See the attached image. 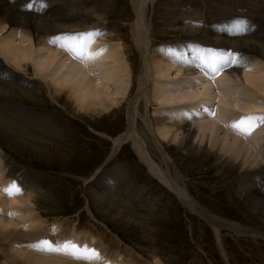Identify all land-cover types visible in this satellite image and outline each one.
Here are the masks:
<instances>
[{
    "label": "rangeland",
    "instance_id": "obj_1",
    "mask_svg": "<svg viewBox=\"0 0 264 264\" xmlns=\"http://www.w3.org/2000/svg\"><path fill=\"white\" fill-rule=\"evenodd\" d=\"M11 2L15 8L25 14L32 15L31 17L42 21L44 24L60 22L63 25H98L97 27L105 26L112 32L116 30L113 37H111L112 42L117 41L115 39L116 33L120 30V36L123 34V40H118V42L125 43V47L127 46L126 55L130 56L131 62H129L133 63V70H137L138 51L131 37V25L135 19L131 0H11ZM28 5H31V7ZM154 9V15L151 17L150 22L153 23V28L160 31L159 37L155 38L157 40L152 42L155 47H180L185 46L187 43H200L206 49L216 47L219 50L221 47L210 46L207 42L211 39L223 40L226 38L232 41L236 38L252 39V42L264 44V0H157L154 3ZM56 12L61 14V19H58L59 22L53 18ZM178 18H182V25L188 22L192 24L193 28L200 29V35H189L175 30L173 26L176 24L172 22H175ZM113 24H115L114 28ZM238 25L242 26V30L237 27ZM233 29L241 30L235 32L238 36L235 37ZM82 31L80 30V32ZM218 32L219 34H217ZM9 34L10 30L0 32V59L12 70L20 71L30 79H40L38 81L43 82V91L39 93L40 95L32 92V94H28V97H24L25 99H20V97L15 99L22 106L25 105L38 113H44L47 117L50 116L49 118L57 130L55 131L56 135L55 133H48L49 135L41 133L37 128L29 131L31 137L36 136L41 140H37L38 144L36 145L38 146H35L33 144L34 140L28 139L29 141H26L23 138H18L0 126V182H2L0 189L8 187L13 183L12 181H15L17 184L19 182L18 186L23 192L22 195H17L21 202L13 207L9 205L7 207L3 204L8 196L0 191V208L7 214L13 211L15 213L16 209H21L20 216L28 218H26V222L23 219L20 220V226L9 227L6 231L0 227V264H29L25 256L26 249H22L23 251L19 249L18 251L14 248L13 242L3 236V233H19L28 227L24 226L27 222H30L29 231L37 226L43 229L47 228L44 240L52 243L54 237L77 232L80 234L79 238L86 233L95 234L94 236L97 235V238L99 236L104 237L106 241L98 249H105L107 245L112 252H120L123 257L138 254L135 257L136 264H152L156 262V258L162 264H260L259 257L256 254H258L257 250L259 251V248L264 251V238L256 239L251 235L240 234L228 228H224L218 233L214 226L200 217L197 212L189 209L179 197L175 196L173 192L148 173L147 167L139 159L131 142L126 143L127 145L124 144L117 155L109 159L113 147L112 139L121 135L128 125L127 106L121 108H116L118 107L116 106L113 112L106 111L102 114L90 115L80 110L74 99L68 95L70 86L67 85L63 87L65 94L61 93L60 102L52 100L49 95L50 91H54L53 88L56 89L60 85L56 80L60 77L59 82H64V79H62L64 77L58 71L54 72L55 65L51 67L42 65V62H40L41 53L36 51L38 49L35 45L36 52L33 54L32 60L27 61L30 71L27 73L22 71L23 69L18 67L16 61H12L9 55L1 49L2 41L8 39ZM206 34H210L211 38ZM243 34H245V37H242ZM20 37L15 38V43H18L21 39H24L21 41L22 46L31 43L25 37ZM12 38L14 39V37ZM49 41L50 39H48ZM95 47L97 48V46ZM250 53L252 56L259 58L263 64V54ZM106 64H110V67L113 66L111 62H108V59ZM174 69L171 70V72H174L171 77L162 78L161 71L154 74L155 91L152 90L151 92V102L153 104L148 106V112L152 116L153 114L156 116L157 113L159 115L164 110L174 112V107L179 103L176 98L181 91L173 88V91L169 93L167 92L169 87H174L172 83L175 85L178 80L185 81L187 78L193 77L184 74L175 77ZM226 71L229 70L224 68L221 75L215 77L221 78ZM252 72L249 71V73ZM43 74H48V77L42 78ZM204 74L207 77L204 78L202 76ZM208 77V74L204 72L202 74L201 72L200 77L196 80L202 82L207 80ZM216 78L214 80H217ZM233 80L234 83L239 84L241 82L236 78ZM214 85L216 86V83ZM204 86L200 85L198 89L201 90ZM252 90L255 92L256 89ZM135 92L130 94V99L131 97L134 98ZM251 92L250 97L248 96L249 99L242 96L236 102L238 108L235 105V112L240 113L238 120L243 114V116L252 114V112L241 111V107H245L246 101L250 103L249 100L255 99L254 101L259 102L258 100L261 99L260 101H262L264 98V94L259 93V96H257V92H255L256 95L253 91ZM254 97H257V99ZM130 99L125 100L128 101L127 105L131 102L132 99ZM206 100L209 102L208 99L204 98L203 100H194L193 104H188L194 106V109L198 112H203ZM208 109H210L209 113L212 112L213 104ZM253 114L264 115V111L255 110ZM16 122L23 123L20 120ZM14 124L22 128L21 125ZM22 130L25 131L24 128ZM158 132L157 136L159 138L166 139V142L163 141L167 145H172L168 149L172 155L171 158L175 160L179 170L185 177L186 185L200 206H203V209L210 212V214L214 213L213 215L220 219L233 220L246 226L251 225L252 228L256 229L263 226L262 229H264V223L245 205L233 188L232 181L236 174H234V171H229L227 167H218L213 157L199 159L197 156L188 155L177 146L179 139L172 138V133L163 138ZM197 141L199 140L197 139ZM3 159L5 164H3ZM10 162H12V165ZM102 169H105L107 173L100 184L112 186L110 187L111 190L105 188L110 190L106 192V195L118 191L119 196L125 200L124 202H121L119 198H114L113 204L115 205L110 206L107 202L108 196L103 195L100 200L95 197L93 188L98 189L99 187L94 185L91 180ZM22 176L30 181L33 180L32 183L35 186L37 185L36 188L40 191L38 193L31 192L32 196H28L29 191L21 184ZM120 204L124 205L122 207L125 210L114 213L118 206L121 207ZM109 208L110 211H108ZM41 212H43V215H40ZM126 212L129 216L127 215L124 218ZM220 214L225 217L220 216ZM228 215L232 219H229ZM13 217L17 216L13 215ZM31 222L36 223L33 225ZM39 223H41V227L38 225ZM23 234L24 232H22L20 238L25 239V244L29 243L31 239L26 240L27 238ZM222 247H224V251L227 249V255L222 251ZM21 251L22 254H20ZM28 251L29 249H27ZM99 254L101 257V253ZM155 254H158L159 257Z\"/></svg>",
    "mask_w": 264,
    "mask_h": 264
},
{
    "label": "bare ground",
    "instance_id": "obj_2",
    "mask_svg": "<svg viewBox=\"0 0 264 264\" xmlns=\"http://www.w3.org/2000/svg\"><path fill=\"white\" fill-rule=\"evenodd\" d=\"M156 1L157 0H131L135 12V19L131 25V37L133 38V42L136 46L135 48H137L136 50L138 51L139 57L137 70L135 69L136 71L133 70V63H130V56L126 55L125 51L127 46L125 47V43L123 44L121 41L118 42V40H123V34L120 36V30H118L116 33L115 39L117 41L112 42L113 39L111 40V37H113V33H115L116 30L112 32L111 30L105 28V26L100 28V26L97 27L98 25H91L94 27L89 25H63L59 22L60 20L58 21V19H61V14L57 12L55 15L53 14V18H55L54 20L59 23L50 22L48 24H44L42 21L31 17L32 15L30 16L29 14H25L18 8H15L11 0H0V32L2 33L4 31L10 30V37L7 36L8 39H4L2 41L1 49L3 52L9 55L12 61H16L18 67L23 69L22 71L26 73L30 71L27 61L32 60L33 54L36 51L41 53L40 62H42V65L50 67L55 65L54 72L58 71L59 74L64 77L62 78L64 79V82L60 83L59 81L61 78L59 77L56 82L60 85L56 89L53 88L54 91H50L49 95L54 101L60 102L59 100L61 98V93L65 94L63 87L67 85L70 86L68 95L74 99L75 104L80 110L87 112L90 115H98L106 111L113 112L116 106H118L116 108L127 106L126 116L128 125L126 130L121 135L112 139L113 147L111 149L109 159L115 157L117 152L124 144L131 142L139 159L147 167L148 173L152 177L156 178L163 186L173 192L175 196L179 197L189 209L197 212L200 217L214 226L218 233L220 230L228 228L230 230L239 232L240 234L251 235L256 239L264 238V229H262L263 226L260 229H256L252 228L251 225L246 226L245 224L243 225L242 223H237L233 220L227 221L226 219H220L219 217L213 215L214 213L210 214V212L203 209V206H200L199 202L190 192L188 186L185 183V177L179 170L175 160L171 158L172 155L169 153L170 151H168V149L172 145H167L165 143L166 139H163L165 140L164 142L161 138H159V136H157L158 131L163 138H165L167 134L169 135L172 133V138L174 137V139H179L177 146L188 155L197 156L199 159L213 157L218 164V167H227L229 168V171H234V174H236L233 178L234 180L232 181V186L235 189L237 195L254 213V215L264 223V124H262L260 127H257L251 133V135H242L239 132L234 131L229 126L233 121H236L239 118L238 115H240V113L235 112V107L238 105L236 102H238L239 97L242 98L243 96V98L249 99L250 95L252 94L251 91H253L255 95L258 93L257 96H259V93L264 94V62L262 64L259 58L254 55L252 56L250 53L254 52L256 54L264 55V44L260 42H252V39L250 40L245 38H236L232 41L227 39L225 36L224 37L226 39L223 40L211 39L209 42H207V44L210 46L221 47L218 50L220 52L230 51L234 53V50L238 49V51L241 52V54L238 56L240 62L238 64H233L229 67H226V69L229 71H226V73L221 78L218 77L219 79L215 77L217 80L208 77L207 80L202 82L198 79L200 81L199 82L196 79L200 77L201 71H208L196 58L198 52L196 47H201L197 46V44L200 43H187L185 46L180 47H155L152 43L153 41L157 40L155 38H158L160 33L159 30L153 28V23L150 22L151 17L154 15V3H156ZM181 21L182 18H178V20L172 22L173 24H176L173 26L175 30L182 31L183 33L189 35H200V29L193 28L192 24L188 22L182 25ZM114 25L115 24H113V28ZM77 29H79V32L75 31ZM80 30L84 31L80 32ZM233 31L235 33L240 32L241 30L233 29ZM88 32H98L100 35L92 38L91 42L85 49V57L82 59L74 58L73 54H71L69 51H66L56 44L50 43V41L48 42V39L51 40L55 36L64 35L62 33L70 35ZM217 34H219V32ZM234 35L235 37L238 36L236 33ZM18 36H21L20 38L25 37V39L31 41V43L29 42L27 46H22L21 41L24 39H21L18 43H15V38ZM207 36L211 38L210 34ZM12 37H14V39ZM108 37H110V39H108ZM242 37H245V34H243ZM250 38H252V36H250ZM34 45L38 50L34 48ZM95 46H97V48ZM170 49L177 53H181L184 60L187 62H181L175 56L171 55L169 51ZM203 49L206 48L203 47ZM107 59L108 62H111V65H113L112 67H110V64H106ZM4 63L5 62L0 59V126L18 138H23L26 141H29L30 139L34 140L35 142L33 144L38 146L36 144H38L37 140H39V138L36 136L34 138L31 137V133H28L29 131H33V129L37 128V130H39L41 133L54 134L57 129L53 126L52 120L49 118L50 116L47 117L44 113H38L37 111L31 109L30 107H26L25 105L22 106L15 98L20 97L21 99L28 97V94H32V92L38 94L42 93L43 82L38 81L40 79H30L26 75L20 73V71L17 72L16 70H12V68H9L6 63ZM172 69H174L176 73L175 77L180 74L192 75L193 77L189 79L187 78L185 81L178 80L175 85L172 83L174 87H169L167 91L169 93L173 91V88L174 90L181 91H178L179 93L176 99L179 100V103L174 107V112H168L164 110L161 111L159 115L157 113L156 116H154V114L152 116L148 112V106L153 104L151 102V92L154 90V82H156L154 81V74L161 71L162 78H166L167 76L171 77L172 73H174L171 72ZM250 70L253 72L249 73ZM221 72L218 75H221ZM45 77H48V74L42 75V78ZM232 78L239 79L241 82H239V84L234 83ZM214 82L216 83V86L214 85ZM200 85L205 86L200 90L198 89ZM245 85H247L249 88ZM252 89H256L255 92L257 93H255ZM134 91H136L135 96L134 98L131 97V100L129 97ZM204 98L208 99L209 102L207 100L205 101V108L203 112H198V110L194 109V106L188 104H193L194 100H203ZM254 98L257 99V97ZM128 99H130L131 102H129L127 105L128 101L126 102L125 100ZM242 100L246 101L245 99ZM254 100H249L250 103H247L248 101H246L245 103L247 106L245 105L244 108L241 107V111L248 113L252 112V114L255 110L264 111V98L262 101H260L261 99L258 100L259 102ZM204 104L202 105L203 107ZM211 104H213V109L215 108L214 111L212 109V112L215 113L214 116L208 111H205V109H208ZM236 108H238V106ZM203 114L206 115L202 117L201 115ZM17 120L23 121V123H18L16 122ZM14 123L21 125L26 132L22 130L20 126L18 127ZM197 139L199 141H197ZM11 163L12 162H10V164ZM111 165L110 167L112 168ZM106 173L107 171L105 169H102L101 171L99 170L91 180L94 185L99 187L98 189L93 188L95 197H97L98 200L102 199L103 195H106V192L110 191V187H112L109 184L108 186L101 185L102 183L100 184V181L103 177H105ZM32 181L23 176L21 178L22 186L29 191L28 196H32V193H38L40 191L38 188H36L38 186H35ZM0 185L2 186V182H0ZM105 188H109L110 190ZM107 194L108 195L106 196L109 197L107 202L110 206L115 205L113 204L114 198H119L121 202L125 201L119 196L120 193L118 191ZM4 196L6 197V195ZM18 197L17 195L12 197L8 196L4 201L5 203L3 206H15L18 202H21ZM101 203L103 204L104 202ZM120 205L121 207L118 206L116 212L113 211L114 213H118V211H122L124 209V205ZM20 211L21 209H16L15 216L17 217H13L8 215L2 208H0V227L6 231L9 227L12 228L13 226H20L22 219L24 221L28 219L27 217L20 216ZM108 211H110V208ZM43 212H41L40 215H43ZM12 213H14V211ZM222 213L224 214V212ZM127 215L128 213L126 212L124 218H126L125 216ZM220 216L225 217L221 214ZM230 218L231 217L229 216V219ZM35 223L32 224L35 225ZM29 225L30 222H27L24 226L28 227H26L24 230H21V233L19 231V233L16 234L3 233L4 237L13 242L14 248L18 249V251L19 249H26V252H24L29 264L137 263L135 257L138 256V254L131 255L129 257H123L120 252H112V250L106 245L107 243L105 244V249H98L99 246H103L106 239L101 236L97 238V235L94 236L95 234L92 235L86 233V230V234H84L81 238H79L80 234H78V232L75 234L70 233V235L64 234L65 236H63L61 232L62 235L52 239L53 244H61V241H72L81 246L87 245L89 248L99 250L98 252L101 253L99 260L89 262L85 260L73 259L71 256L62 253H47L35 250L31 247H28V245L44 240L46 236L45 234L47 233V228L43 229L37 226L29 231ZM38 225L41 227V223ZM22 232H24L23 236L27 238L26 240L31 239L29 243L25 244V239L22 240L20 238ZM218 237L220 238V236ZM223 248L224 247H222V251L225 255H227V249L225 248L226 251H224ZM27 249H29L28 252ZM22 251L20 254H22ZM257 253L258 254H256V256L259 257L260 264H264L263 249L260 250L259 248ZM155 255L159 257L158 254ZM152 264H162V262L156 258V262Z\"/></svg>",
    "mask_w": 264,
    "mask_h": 264
},
{
    "label": "snow or ice",
    "instance_id": "obj_3",
    "mask_svg": "<svg viewBox=\"0 0 264 264\" xmlns=\"http://www.w3.org/2000/svg\"><path fill=\"white\" fill-rule=\"evenodd\" d=\"M31 7V5H29ZM242 30V26H237ZM100 35L98 32H88L79 34H64L55 36L50 40V43L56 44L59 47L69 51L73 54L74 58H84L85 49L87 45L91 42L92 38ZM170 54L175 56L181 62H187L184 60L181 53H177L173 50H169ZM91 58V57H89ZM202 66H204L208 71L206 74L210 78L214 79L224 68L229 67L233 64H238L240 61L238 59V54L233 52H220L212 49L198 50V55L196 57ZM205 111H209L205 109ZM211 115H215L214 112H210ZM264 124V115L250 114L242 116L239 120L233 121L229 126L242 135H251V133ZM9 197L15 195H22V189L13 182L11 185L4 189H0ZM8 215L13 216L15 213H9ZM35 250L47 252V253H62L71 256L73 259L85 260V261H95L100 259V254L87 245H78L72 241H65L61 244H53L48 240H41L35 244L28 245Z\"/></svg>",
    "mask_w": 264,
    "mask_h": 264
}]
</instances>
